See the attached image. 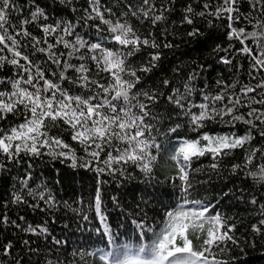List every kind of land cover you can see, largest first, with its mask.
I'll list each match as a JSON object with an SVG mask.
<instances>
[{
    "label": "trees",
    "instance_id": "1",
    "mask_svg": "<svg viewBox=\"0 0 264 264\" xmlns=\"http://www.w3.org/2000/svg\"><path fill=\"white\" fill-rule=\"evenodd\" d=\"M223 2L224 0H152L156 6L153 15L163 11L162 5L168 9L164 12L165 19L154 26L147 20H138L130 15L122 18L128 19L142 37L151 33V39L161 45L159 48L143 47L128 57V60L131 67L140 69L148 65L151 54H160V59L154 62L155 67L149 72L138 71L140 81L137 89L158 96L156 107L153 108L157 119L153 123L162 133H167L168 128L176 124L180 125L177 134L189 139L204 132L211 135L230 132L243 135L248 130L249 126L243 123L238 122L233 127L217 119L208 121L205 127L193 131L184 110L168 100L174 89L184 93L185 84L192 89L191 96L183 101L186 108L189 102L197 105L204 103L205 94L214 97L226 92L242 97L240 89L244 85H255L264 78V72L252 71L251 58L239 51L242 45L235 39L228 38L229 23L234 28H244L245 31L252 32L257 30L259 23L264 22V15L252 7L251 0H238L233 6L238 12L233 15L239 16V19L230 22L227 13L222 17L213 14ZM15 3L17 10L10 15L11 22L15 25H19L22 20L31 21L32 13L37 9L44 14L25 25L31 37H20L22 44L31 45L34 43L32 38H35L41 41L37 47L47 48L43 41L55 44L60 35L73 42L79 36L88 43L101 42L105 47L112 43L108 39L110 34L106 31V25L100 24L99 20L87 19L89 14L95 15L91 12L89 0H15ZM131 3L136 7L140 6V0H131ZM100 4L101 11L106 8L112 10L111 13L105 12L106 18L116 20L121 18V13L128 11L129 0H100ZM205 4L209 5L207 9L204 8ZM189 6L193 10L191 13L187 12ZM200 12H205V15H199ZM185 16L192 19L191 24L186 22ZM65 23L73 25L74 35L58 32L46 36L42 31L43 25L59 24L62 27ZM97 24H100L99 30ZM193 30H198V34L189 35ZM9 31L12 33L14 30ZM167 43L172 46L164 47ZM251 46L259 51L255 42ZM23 51L24 54H30L31 59L45 70L47 78L62 83L71 94L88 91L68 82H60L57 77L52 76L53 72L59 73L61 68L52 63L47 53L34 51L31 46L25 47ZM52 51L57 54L65 53L59 58L71 64L78 66L85 63L91 69L90 74L94 79L101 78L96 75L94 63L87 59L90 53L86 49H81L71 57L66 55L70 50L65 49L62 44L56 45ZM81 54H84L85 59L79 58ZM2 55L11 56L7 51ZM225 60L230 63H225ZM18 72L10 64L0 67V80L5 81L0 84V91L11 90L7 81L17 78ZM65 74L69 79L78 75L71 69ZM101 76L106 78L107 74ZM165 81L169 83L165 85ZM216 107H220V102H217ZM192 111L198 112L199 109L193 108ZM240 111L246 113L248 109L241 108ZM14 122L18 120L9 116L7 121H0V126L8 127ZM256 123L259 124L258 121ZM261 131H264V125L252 129L254 139L250 145H246L247 148H258L264 152V138L259 135ZM63 135L76 148L77 156H83L79 145L71 141L68 133ZM157 140L165 148L168 147L166 136L157 135ZM247 155L244 149L233 150L230 155L222 156L218 160L216 169L210 167L214 162L211 156L202 157L193 163V167L199 171L192 174L194 188L189 199L204 201L211 206L210 214L218 213L228 225H235L229 234L236 242L228 241L221 246L223 250L215 249L216 259L220 264H264V224L260 223L264 220L261 212V207L264 206V182L249 175L259 172L260 166L264 165V155L257 152L252 163L245 166ZM168 157L169 152L162 149L151 177H146L134 166H126L124 175L119 171L109 175L107 172L98 174L95 164L91 168H73L70 166L71 161L61 162L49 156L31 160L25 157L19 163H9L0 157V163L6 165L0 169V264H99L98 259L88 256L87 253L101 247L107 250L109 241L105 236V229L111 231L117 244L130 242L138 245L140 232L137 223L143 221L146 227L159 231L166 211L175 208L180 200L179 189L171 183L176 175L175 166ZM233 165L241 167L233 171ZM27 174L31 176L28 186L37 192H45L46 196L50 193L56 202L54 207H49L44 201L34 200L27 195L26 189L20 193V181ZM98 188L102 200L101 212L105 218L103 222L95 211ZM14 193L24 195L29 204L39 203V207L33 209L26 204L12 203ZM254 198L255 204L252 203ZM29 225L46 226L48 233L35 235L25 231ZM254 226L260 228V232L254 231ZM12 227L20 231L22 243L16 249L10 245L11 251L6 254L7 245L3 239V231ZM150 237L149 232L145 239Z\"/></svg>",
    "mask_w": 264,
    "mask_h": 264
},
{
    "label": "snow or ice",
    "instance_id": "2",
    "mask_svg": "<svg viewBox=\"0 0 264 264\" xmlns=\"http://www.w3.org/2000/svg\"><path fill=\"white\" fill-rule=\"evenodd\" d=\"M89 3L91 12L95 15L89 14L87 19L99 20L100 24L107 26L106 31L110 34L108 39L112 42L108 47L101 42L88 43L79 36H76L74 42L68 41L64 39V35H60L55 44L43 41L47 48L37 47L41 41L35 38H32L34 43L31 45L22 44L20 37H31L25 25L44 14L42 10L37 9L32 13L31 21L22 20L19 25H15L10 19L11 12L17 10L15 0H0V67L10 64L19 70L17 78L7 81L11 90L0 91V121H7L9 116L18 120L8 127L0 126V157L9 163H19L25 157L31 160L49 156L61 162L71 161L70 166L73 168H91L95 164L98 174L107 172L109 175H114L117 171L124 175L126 166H134L146 177H151L161 150L168 151V158L176 171L171 183L179 189L180 200L175 208L166 211L160 230L146 227L143 221H134L140 232V243L133 245L130 242L117 244L111 231L105 229V236L109 241L107 250L96 248L87 255L98 259L99 264H220L216 259L215 249L223 250L221 246L226 242H236L229 234L235 225H228L218 213L210 214L211 206L206 205L204 201L189 199L194 188L192 174L199 171L193 167V163L202 157L211 156L214 162L210 167L216 169L218 160L236 149H244L248 153L245 166L252 163L257 152L264 155L258 148L246 147L254 139L252 129L264 125V78L255 85H244L240 89L243 98L241 95L226 92L214 97L205 94L204 103L197 105L189 102L186 108L183 101L187 100L192 92L188 84L184 85V93L174 89L173 95L168 97L169 102L184 110L193 131L202 129L208 121L219 119L233 127L238 122L248 125V130L243 135L236 132L221 135L204 132L189 139L177 134L179 124L168 128L167 133H162L153 123L157 119L153 108L156 107L158 96L137 89L140 81L138 71L149 72L155 67L154 62L160 59V54H151L148 65L140 69L131 67L128 60V57L143 47L159 48L161 45L151 39V33L142 37L128 19L122 18L130 15L138 20H147L154 26L165 19L164 12L168 11L167 7L162 5L163 11L153 15L156 6L152 0H140L139 7L129 0L128 11L121 13V18L113 20L105 16V12H112L110 8L101 11L100 0H89ZM237 3L238 0H224L213 14L222 17L227 13V19L234 22L239 19V16L233 15L238 12V9L233 7ZM251 3L254 9L264 15V0H251ZM208 7V4L204 5L205 9ZM192 11L189 6L187 12ZM199 15L204 16L205 12H200ZM184 19L188 24L192 23L188 16ZM100 24L96 25L98 30ZM228 27L229 40L235 39L242 45L239 51L251 58L252 71L264 72V22L259 23L257 30L252 32H247L244 28H234L232 23H229ZM9 29L14 31L10 33ZM42 31L46 36L58 32L69 36L75 34L71 23H65L62 27L59 24L43 25ZM197 34L198 30L189 33L193 36ZM253 42L259 51L253 49ZM59 44L70 50L66 54L68 57L86 49L90 53L87 59L94 63L96 75L101 78L94 79L90 74L91 69L85 63L77 66L67 60H61L59 57L65 53L57 54L52 51ZM28 46L34 51L47 53L52 63L61 68L59 73L53 72L52 76L57 77L60 82H68L88 91L73 95L62 83L47 78L45 70L31 59V55L24 54L23 49ZM163 46L172 45L167 43ZM5 51L11 56L2 55ZM79 58L85 59L84 54ZM224 62L230 63L228 60ZM69 69L78 75L69 79L65 74ZM101 74H107V77ZM4 83L5 81L0 80V84ZM164 83L167 85L169 82ZM217 102H220V107H216ZM193 108H198L199 111L194 112ZM241 108H247L248 111L241 112ZM225 117L229 119L224 120ZM64 133H68L71 141L79 145L83 156H77L76 148L67 142ZM157 135L168 138L167 148L158 142ZM259 135L264 138V131ZM81 161L83 163H80ZM5 167V164L0 163V169ZM240 167L241 165H233V171ZM249 175L258 178L259 182H264V165L260 166L259 172ZM30 178V174H27L20 181V193L26 189L27 195L34 200L44 201L49 207H54L56 202L50 193L46 196L45 192H37L28 186ZM20 193L13 194L12 203L26 204L33 209L39 207V203L29 204ZM252 203H256L255 198ZM101 204L98 188L95 211L103 222L105 218L101 212ZM261 212L264 214V206L261 207ZM260 223L264 224V220ZM25 231L35 235L48 233L47 227L42 225H29ZM254 231L260 232V228L254 226ZM149 232L151 237L145 239ZM9 248L10 245L5 246L6 254Z\"/></svg>",
    "mask_w": 264,
    "mask_h": 264
},
{
    "label": "rangeland",
    "instance_id": "3",
    "mask_svg": "<svg viewBox=\"0 0 264 264\" xmlns=\"http://www.w3.org/2000/svg\"><path fill=\"white\" fill-rule=\"evenodd\" d=\"M20 231L16 227H12L10 229L3 231V239L6 245H12L13 248H20L22 243ZM11 248V247H10ZM9 248V252L11 249Z\"/></svg>",
    "mask_w": 264,
    "mask_h": 264
}]
</instances>
